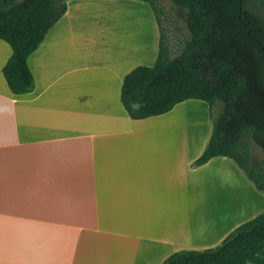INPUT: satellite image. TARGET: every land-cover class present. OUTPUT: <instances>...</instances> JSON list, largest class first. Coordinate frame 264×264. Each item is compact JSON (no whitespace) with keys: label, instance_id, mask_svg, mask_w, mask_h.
<instances>
[{"label":"crops","instance_id":"1","mask_svg":"<svg viewBox=\"0 0 264 264\" xmlns=\"http://www.w3.org/2000/svg\"><path fill=\"white\" fill-rule=\"evenodd\" d=\"M158 22L140 0H67L27 57L22 95L3 78L0 40V264H162L263 212L230 159L192 166L208 140L184 124L196 100L143 120L123 108L124 78L156 63Z\"/></svg>","mask_w":264,"mask_h":264},{"label":"trees","instance_id":"2","mask_svg":"<svg viewBox=\"0 0 264 264\" xmlns=\"http://www.w3.org/2000/svg\"><path fill=\"white\" fill-rule=\"evenodd\" d=\"M67 0H0V40L11 57L2 75L13 95L32 91L26 64L48 30L61 18ZM147 3L159 21L160 0ZM183 20L189 38L171 56L160 27L159 51L153 67H138L123 80L120 101L132 120L170 112L189 100L209 107L212 131L199 167L212 158L233 161L253 187L264 195V0H168ZM264 252V210L219 245L201 251H180L162 264H248Z\"/></svg>","mask_w":264,"mask_h":264},{"label":"rangeland","instance_id":"3","mask_svg":"<svg viewBox=\"0 0 264 264\" xmlns=\"http://www.w3.org/2000/svg\"><path fill=\"white\" fill-rule=\"evenodd\" d=\"M159 7L160 11L158 17L163 31L164 41L171 56H174L179 53L182 42L189 38V33L183 20L176 15V9L170 1L160 0ZM123 11L126 12L127 10L123 9ZM186 107L190 110V119L188 123L184 124L201 127L208 133L207 138L209 140L212 131V120L216 117V112L213 111V115L211 116L209 107L201 101H193L192 103H188ZM180 109L184 108L181 107ZM175 124H182V122L176 120ZM251 152L257 161L264 162V154L255 145H251Z\"/></svg>","mask_w":264,"mask_h":264}]
</instances>
